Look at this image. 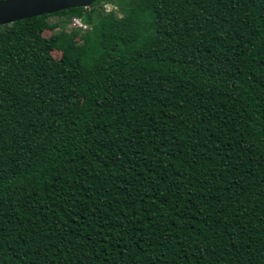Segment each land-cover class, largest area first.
Listing matches in <instances>:
<instances>
[{
    "label": "trees",
    "instance_id": "1",
    "mask_svg": "<svg viewBox=\"0 0 264 264\" xmlns=\"http://www.w3.org/2000/svg\"><path fill=\"white\" fill-rule=\"evenodd\" d=\"M103 2L0 26V264H264V0Z\"/></svg>",
    "mask_w": 264,
    "mask_h": 264
},
{
    "label": "water",
    "instance_id": "2",
    "mask_svg": "<svg viewBox=\"0 0 264 264\" xmlns=\"http://www.w3.org/2000/svg\"><path fill=\"white\" fill-rule=\"evenodd\" d=\"M96 1L98 0H0V26L70 8H88Z\"/></svg>",
    "mask_w": 264,
    "mask_h": 264
},
{
    "label": "rangeland",
    "instance_id": "3",
    "mask_svg": "<svg viewBox=\"0 0 264 264\" xmlns=\"http://www.w3.org/2000/svg\"><path fill=\"white\" fill-rule=\"evenodd\" d=\"M103 3H106V2H103ZM103 3H100V4H94V5H92V6H90V7H99L101 4H103ZM89 7V8H90ZM86 10H88V9H86ZM74 17V16H73ZM73 17H71L70 18V21L66 24V29L68 30V31H71V30H75V29H80L81 30V32H84V30L81 28V27H77V26H73L72 25V18ZM62 18H65V16L64 17H62ZM60 20V16H58V15H53V16H50L49 18H48V21L49 22H51V23H53V22H58ZM58 29H55V30H52V31H48V30H45L44 32H43V35L45 36V37H48L51 33H53V32H55V31H57ZM86 31V30H85ZM94 42V43H93ZM91 43H93V44H95V41L94 40H92V42ZM52 55L57 59V58H59L60 57V52L59 51H56V50H54V51H52Z\"/></svg>",
    "mask_w": 264,
    "mask_h": 264
},
{
    "label": "built area",
    "instance_id": "4",
    "mask_svg": "<svg viewBox=\"0 0 264 264\" xmlns=\"http://www.w3.org/2000/svg\"><path fill=\"white\" fill-rule=\"evenodd\" d=\"M102 9L104 12H110V11H116L118 7L114 3L106 2L102 4ZM72 25L81 27L84 31L90 28V26L85 22H83L79 17L72 18Z\"/></svg>",
    "mask_w": 264,
    "mask_h": 264
}]
</instances>
